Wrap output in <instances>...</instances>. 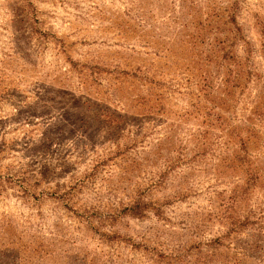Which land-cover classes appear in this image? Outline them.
<instances>
[{
  "label": "rangeland",
  "instance_id": "rangeland-1",
  "mask_svg": "<svg viewBox=\"0 0 264 264\" xmlns=\"http://www.w3.org/2000/svg\"><path fill=\"white\" fill-rule=\"evenodd\" d=\"M0 264H264V0H0Z\"/></svg>",
  "mask_w": 264,
  "mask_h": 264
}]
</instances>
